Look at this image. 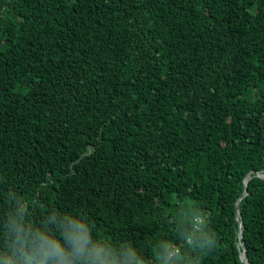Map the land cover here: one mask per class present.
I'll use <instances>...</instances> for the list:
<instances>
[{"label":"trees","instance_id":"trees-1","mask_svg":"<svg viewBox=\"0 0 264 264\" xmlns=\"http://www.w3.org/2000/svg\"><path fill=\"white\" fill-rule=\"evenodd\" d=\"M257 173L264 0H0V264H264Z\"/></svg>","mask_w":264,"mask_h":264},{"label":"clouds","instance_id":"clouds-1","mask_svg":"<svg viewBox=\"0 0 264 264\" xmlns=\"http://www.w3.org/2000/svg\"><path fill=\"white\" fill-rule=\"evenodd\" d=\"M19 232V229L17 230ZM71 240L74 243V246L77 248H83V239L77 234L71 235ZM40 243H33L31 240L24 241L19 240L18 243L20 247H14V254L17 255V259L21 257H27L29 261H36V264H70L67 261L66 257L68 253H66L60 246V244L53 241H48L45 237L40 236ZM189 245L193 244L191 238L188 240ZM215 245V240L213 238H209L207 234L202 236V243L197 245L201 249L203 253H206ZM31 248L32 255H29L25 249ZM39 257V259H37ZM55 258V259H53ZM9 264H12V261H9ZM20 264H24L23 260L20 259Z\"/></svg>","mask_w":264,"mask_h":264},{"label":"water","instance_id":"water-1","mask_svg":"<svg viewBox=\"0 0 264 264\" xmlns=\"http://www.w3.org/2000/svg\"><path fill=\"white\" fill-rule=\"evenodd\" d=\"M257 176L258 177H260V178H262V179H264V173H257ZM251 176H250V174L246 177V179H245V185H247V181H248V179L250 178ZM248 193V191L246 190L245 191V193H244V195H246ZM238 218H239V221H240V224H241V226H242V221H241V213L238 211ZM240 237H242V230L240 231ZM241 259H242V261L245 263V264H249L248 263V260H247V257H246V248H244V250H243V253H242V257H241Z\"/></svg>","mask_w":264,"mask_h":264}]
</instances>
